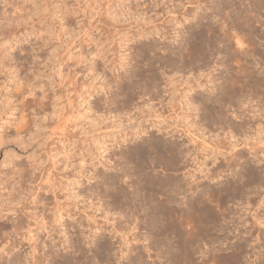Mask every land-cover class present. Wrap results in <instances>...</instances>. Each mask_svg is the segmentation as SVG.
I'll list each match as a JSON object with an SVG mask.
<instances>
[{
	"label": "rangeland",
	"instance_id": "1",
	"mask_svg": "<svg viewBox=\"0 0 264 264\" xmlns=\"http://www.w3.org/2000/svg\"><path fill=\"white\" fill-rule=\"evenodd\" d=\"M195 20L200 24L212 22L221 38H230L233 50L229 53L222 50L211 56L208 65H204L207 67H198L201 71L190 66L165 67L158 54H137L143 45L175 48L187 38L186 30ZM153 24L156 28L148 30ZM237 38L242 48H247L246 58L234 52ZM149 61L157 65V86L151 88L143 80L137 83L134 79L136 83L127 88L118 81L122 75L143 70ZM263 65L264 0H201L199 3L191 0H0V197L9 190L18 192L24 198L22 203L40 196L37 203L40 209L43 198L47 197L50 202L55 196L59 202L68 204L72 214L62 216V226L59 222L54 224L51 236L44 229L34 231V240L27 234L12 236L15 247L10 249V246L8 254L4 251L0 260L9 258L18 249L28 250L31 243L36 242L39 247L44 241L45 247L38 248L35 255L39 259L44 257L43 264H46L50 258V240L58 242L61 253L73 255L68 241L63 245L61 241L68 239L73 229L64 237L58 231L75 224L76 231L85 234L80 235V245L87 257L77 264H131L130 259L137 254L142 255L143 264H171L162 243L167 237L156 236L153 231L151 234L138 219L130 222L131 218L122 216L120 208L110 204L102 193L99 176L114 171L121 173L124 165L121 155L147 138L162 137L182 143L183 150L193 149L201 140L198 133L204 131V142L208 145L211 137L207 139V136L212 133L206 128L203 130V125L197 126V137L192 142L176 133L188 120L199 122L198 109H194L199 106L197 102L190 105L184 100L200 95L201 89L196 84L203 77L236 76L242 67L247 72L257 69L264 74ZM161 71L165 74L159 75ZM200 72L203 75L199 76ZM215 79L214 82L219 81ZM188 83L192 89L184 97ZM253 98L250 104L255 107ZM220 132L219 137H226L224 131ZM201 152L197 151L194 161L188 159L179 172L190 170L199 176L196 168L205 156ZM207 166L211 167L210 163ZM150 170L167 174L159 166ZM214 180L215 177L203 179L201 184L214 185ZM40 185L54 191L35 188ZM69 188L78 192V196H70ZM31 191L35 193L32 195ZM177 196L180 201L183 194ZM231 202L228 204H234ZM33 205L28 203L26 210H31ZM244 211L246 226L252 223L254 227L250 229L257 231L253 209ZM2 213L15 216L10 211ZM25 220L35 229L32 219ZM7 222L10 224V220ZM186 223L183 224L185 233L191 226V222ZM95 226L99 229L94 231ZM231 226L228 222L226 229H235ZM8 230L0 229L1 244L8 238ZM229 230L210 233L213 237L220 234L219 240L202 239L206 241H200L204 246L200 244V249L192 253L194 263L223 264V256L229 254L238 236ZM99 234L110 243L109 261L92 256L94 242L87 240V236L94 239ZM262 258L256 264H264V252Z\"/></svg>",
	"mask_w": 264,
	"mask_h": 264
},
{
	"label": "bare ground",
	"instance_id": "2",
	"mask_svg": "<svg viewBox=\"0 0 264 264\" xmlns=\"http://www.w3.org/2000/svg\"><path fill=\"white\" fill-rule=\"evenodd\" d=\"M191 1L199 3L201 0ZM166 9L169 11L167 7ZM183 18L186 20L187 16ZM152 28H156V24H153L148 30ZM143 31L145 29L141 32L143 33ZM186 31L187 38L175 48L170 45H143L141 48H137V54L141 55V53L145 52L152 53V56L158 54L160 55L158 59L162 60L165 67L172 64L175 66L174 68L179 66L180 68H187L190 66L198 69L199 66L208 65L210 57L217 55L222 50L228 53L233 50L230 43L231 40H228L230 38L228 36L225 37L227 39L224 36L221 38L219 35L220 31L217 32L212 22L200 24L199 21L195 20ZM235 41L237 48H235L234 52L237 51L246 58L247 48H242V42L238 38ZM218 44H222V46H218ZM234 52L232 51L233 54ZM232 53L230 54L232 55ZM146 66H144L143 70H134L127 75L118 76V81L124 86L126 85L127 88H131L130 84L135 82L134 79H136L137 83H139V80H143V83L148 84L151 88L157 86V72L155 71L157 65L154 66V63L149 61ZM169 67L171 68V66ZM122 68L125 69L126 67L123 65ZM198 70L201 71L200 69ZM239 70H237L238 75L236 74V76H229L228 74L217 76L218 82H214V76L212 78L208 77L209 79L203 77L204 81L202 80L196 84V87L201 89L200 95L198 97L195 96L197 98L188 96L187 93L192 89V85L188 83L190 86L184 91V97L188 96V99L184 101L185 104L190 105L193 102H197L199 106L194 109H198L199 122L197 121L196 123L192 119L188 120L183 125L182 130L181 128L180 130L176 129V133L179 132V137L181 135L187 136L191 142L195 141V137H200V143L193 146V149L186 148L183 150L181 147L182 143H177L172 139L170 141L162 137L147 138L142 140L141 144L128 148L121 155L124 161L121 173L114 171L111 174L99 176V186H101L102 193L108 197L110 204L117 205L120 208L123 212L122 216H125L126 219L131 218L130 222L138 219L149 229V232L153 231L156 236L162 234L165 236L164 238L167 237L165 242H161L164 243V252L169 255L168 259H171V264L194 263L192 253L196 248L200 249L199 246L203 245L200 241L207 238L211 239V241L215 238L214 241L219 240L218 236L220 234L217 237H213L211 234L214 230L215 232L229 230L226 229L228 222H231L232 226L234 225L236 232L238 230V233L234 232L235 229L231 230L233 234H238V236L237 238L235 237V242L231 246L229 254L223 256V264H249L250 262L256 264L263 259L264 74L262 71H257V69L253 70L256 73L252 70L247 72L246 67H242L240 72ZM251 73L254 74L252 75ZM160 74H165V71H161ZM198 75H203V72ZM190 78H187V80L192 79ZM253 97L256 100L255 107L257 108L250 104ZM169 108L171 107L169 106ZM161 109H159L160 112ZM167 109L166 111L169 112ZM158 114L160 113L158 112ZM202 125L204 126L203 130L206 128L208 133H212L207 136V139L211 137L208 145L204 142L206 140L204 131H200L195 136V130L199 128L197 126L201 127ZM211 129L215 130V132L213 133ZM220 130L224 131L223 135L226 137H219ZM197 151H202L200 154H205L196 168L199 176H195L190 170L179 172L188 159L191 161L196 159L195 155L199 154ZM207 159H209L208 162ZM207 163H210L211 167L207 166ZM154 166L161 167L164 171H167V174L153 173L150 169H154ZM214 177L216 179L214 180V182L216 181L214 185H211V183L201 184L203 179L209 180L214 179ZM126 179L129 182L124 183ZM35 188L43 189L46 192L54 191V189H47L46 185L35 186ZM15 189L17 190L18 188ZM69 190L70 196H78V192H74L72 188H69ZM35 191L30 193L34 194ZM83 193L86 194L85 191ZM180 193L183 196L179 201L177 195ZM4 194L3 198L0 197V229L8 228L9 230L7 231L8 238L4 243L1 244L0 242V257L4 251H6V254L9 253L8 249L13 243L12 236H26L27 234L30 240H34V231L39 229H44L51 236L54 232L55 223L59 222V226H62L60 222L63 215L72 216L68 204L59 202L58 197L56 198L55 196L53 200L50 199V202L47 197L43 198L44 201L42 200L43 202L40 203L42 207L37 209V203L41 199L40 196L32 198L29 202L22 203L24 198H21L20 194L14 190L6 191ZM30 202L34 203V205L31 210L27 211L26 209H28L27 206ZM229 202L237 206L228 204ZM49 205L51 206L50 209L48 208ZM245 208L253 209V222L257 225L255 234V231L250 229L252 223L247 227L246 218L242 216L245 213ZM3 211L12 212L15 215L14 218L2 213ZM26 218L32 219L35 229L30 228L32 224L30 221L26 224ZM8 220H10V224H8ZM187 220L192 223H190L191 226L187 230L188 233L186 232L188 235L183 229V224ZM79 222L81 223V221ZM64 226L66 225L64 224ZM75 227V224H73L64 227V230L58 231L63 233L62 237H64L65 234L73 229L68 235V239L63 238L61 241L63 245L67 240L68 246L74 254L67 256L65 253H61L57 247L58 242H51L50 240L48 245L50 258L49 260L47 259L46 264H77L87 258L80 245V235L82 233H78ZM97 228L95 226L94 231ZM111 231L113 233L116 232L113 231V228ZM153 233L151 232V234ZM225 236L224 238H226ZM51 239L54 240V237ZM87 240L94 242L95 253L92 256L98 259L105 258L106 261L110 260V243L103 240V236L99 234L93 239L88 235ZM8 242L9 244H7ZM14 247L12 246L10 249ZM44 247V241H41L39 247H37L36 242L31 243L29 245L30 249L28 248L27 250L26 248L22 251L18 249L9 258L0 260V264H43L44 257L37 258L35 252L38 248L43 249ZM252 255L254 258L250 259L249 256L252 257ZM91 258L90 260L94 261ZM130 261L143 264L142 255L137 254Z\"/></svg>",
	"mask_w": 264,
	"mask_h": 264
}]
</instances>
